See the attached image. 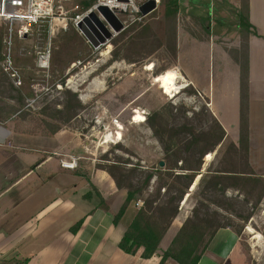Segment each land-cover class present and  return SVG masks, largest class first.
I'll return each instance as SVG.
<instances>
[{"label":"rangeland","instance_id":"rangeland-1","mask_svg":"<svg viewBox=\"0 0 264 264\" xmlns=\"http://www.w3.org/2000/svg\"><path fill=\"white\" fill-rule=\"evenodd\" d=\"M144 1L146 0H132L137 7ZM195 1L196 3L177 0L176 39L177 32L186 33L180 38V43L184 51L183 59L190 62L192 75L200 83L207 82L208 79L220 81L224 85L222 89L225 91V106L231 111L234 100L231 93L239 73L235 64L229 60L233 57L231 53L234 47L231 42L236 34L235 7L227 3V10L221 8L220 10H223L221 12L217 11L219 8L217 0ZM64 6L67 17L75 12L79 13L76 0H71ZM154 13L155 16L150 17L148 14L141 21L136 22L128 20L125 16V28L121 32L131 26L141 29L148 25L156 34L155 38H150V33L147 40L138 47L139 49L127 52L126 56L134 60L133 63L128 62L127 59H116L109 63L112 51L123 48L127 43L128 36L114 44L113 40L117 39L121 32L108 43L110 49L107 52L106 46L94 50L77 30L83 38L80 58L73 62L77 65L69 66L64 74L58 72L53 74L50 71L51 52L60 33L63 32L60 31L62 29L55 30V35L51 39L49 68L46 70L37 68L34 55H20L18 51L20 46L26 49H31L33 46L44 49L47 43L45 33L36 38L31 37L26 41L16 42L15 66L24 84L19 88L16 87L0 68V111L13 110L16 112L18 123L20 119H25L40 133L48 135L51 128L46 126L45 120H50L42 110L45 109L46 113L61 109V103L65 101L64 91L70 90L76 93L81 107L76 110V115L67 124L60 125V129L75 130L88 136L92 134L90 141L95 152L93 158L97 162L108 164L115 160L127 161L126 168L138 164L142 170L159 166L163 152L148 126L147 117L155 110L173 107L174 118L170 120L171 125H180L189 120L188 122L200 128L205 125L203 121L197 122L193 113H202L200 117L203 120L206 118L205 109L211 114L212 112L208 107L207 99L197 92L191 93L193 88L185 86V82L179 79V85L184 86L174 96L166 94L159 87L166 73L172 71L176 73V70L172 44L169 42L170 31L164 23V6L160 0ZM202 17L206 19L205 22L201 20ZM208 22L210 26L206 27ZM210 27L211 34L215 31L216 35L219 34L223 38L219 43L213 42L211 47L208 42L201 40L209 33ZM71 28L76 30L68 21L66 31ZM223 47L227 48V52L223 51ZM0 50L2 51L1 47ZM120 53L125 55V50H121ZM84 57L86 60H83ZM20 95L27 96L17 102ZM136 114H140L143 119L136 120L134 118ZM113 118H117L122 126L120 136L114 135L116 128L111 124ZM107 135L109 139L104 138ZM227 143L225 141L219 148L216 147L211 153V158L205 156L204 165L217 162ZM213 198L222 202V209L215 204H204L198 189L189 190L186 200L183 199L180 203V218L184 217V221L192 215L194 209H200L202 206L203 210L205 208L209 211L218 210L229 218L233 225H237L236 228L241 227L239 237L248 252L249 264H264V196L257 205L252 201L243 203V196L231 189L227 190L224 196L216 194ZM247 214L250 215L249 218L243 221L240 215ZM175 227L173 226L170 231L168 229V234L166 233L163 238L164 244L168 245L179 228ZM224 264H233L232 258L230 257ZM239 264L247 263L240 261Z\"/></svg>","mask_w":264,"mask_h":264},{"label":"crops","instance_id":"crops-1","mask_svg":"<svg viewBox=\"0 0 264 264\" xmlns=\"http://www.w3.org/2000/svg\"><path fill=\"white\" fill-rule=\"evenodd\" d=\"M227 3L235 7L233 52L241 43L239 0H217V11L227 10ZM248 9L249 21L256 30L255 35L248 37L247 50L248 164L256 176L264 179V0H248ZM210 29L200 38L209 47L223 39L215 31L211 34ZM184 34L177 32L176 39L174 69L179 80L207 99L210 111L225 131V141L237 143L239 73L229 111L220 81L208 79L200 83L192 75L190 62L183 59L180 38ZM223 51L227 52V48ZM229 60L239 72L233 57ZM15 113L0 111V264H158L159 255L144 259L139 252L131 255L118 247L138 207L131 201L119 222L113 223V215L123 204L126 191L118 189L110 175L98 168L101 163L93 158L92 134L62 128L45 135L25 119L18 123ZM70 157L77 158L76 166L62 167L61 161ZM180 217L179 214L175 218L169 231L182 224L184 217ZM78 221H81L78 230L71 232L70 228ZM166 245L162 240L160 249ZM230 257L233 264L250 262L239 235L229 228H220L198 264H224ZM163 264L177 263L167 259Z\"/></svg>","mask_w":264,"mask_h":264},{"label":"trees","instance_id":"trees-1","mask_svg":"<svg viewBox=\"0 0 264 264\" xmlns=\"http://www.w3.org/2000/svg\"><path fill=\"white\" fill-rule=\"evenodd\" d=\"M96 0H76L79 13L89 9ZM164 6V23L169 29V42L172 44L173 60L176 59V22L177 0H160ZM153 12L150 17L155 16ZM206 21L204 17L201 18ZM208 24L206 23V27ZM238 26L240 29V46L231 54L239 65L240 82V129L237 143L228 142L221 157L217 162L204 165V157L213 153L221 144L225 143V131L218 120L205 109L206 118L202 120V113H193L197 122L204 123V127H197L188 122L180 125H171L174 118L173 107L155 110L147 117V123L153 136L159 142L163 152L162 167H151L144 170L136 164L126 168L127 161L115 160L108 164H99L98 168L105 170L113 179L118 189L126 191V197L116 214L113 215V223L121 219L125 209L131 201L141 200L131 223L125 230L118 247L125 253L135 255L139 252L141 258L148 259L154 255L160 256L158 264H163L167 259H172L177 264H198L209 242L220 228H229L237 235L241 227L236 228L232 221L218 210L209 211L202 206L193 210L177 229L165 249H160L161 242L170 228L172 222L180 213V203L188 194V191L196 181L193 189H198L203 203L215 204L219 208L222 202L213 195H225L229 189L243 196V203L254 202L257 205L264 196V179L255 175L248 164V129H247V78H248V37L256 34V30L249 21L248 0H239ZM60 33L53 47L50 60V71L64 74L66 69L78 58L83 47V38L77 30ZM134 32V33H132ZM3 28L0 26V47ZM130 33L132 35L130 36ZM155 38L151 27L144 26L141 29L131 26L119 34L113 40L114 44L128 36L127 43L122 48L112 51L109 63L116 59H128L127 52L138 47L147 40L148 36ZM80 36V37H79ZM264 39V37L262 36ZM125 50V55L120 53ZM1 52V50H0ZM138 53V51H137ZM86 60V57L83 58ZM158 75V74H156ZM62 83L64 81H61ZM65 101L62 108L52 112L42 110L48 119L45 120L50 127L49 134L60 129V125L67 124L81 107L76 93L65 90ZM195 91L191 90V93ZM27 95H20V102ZM54 122V123H49ZM118 145L116 146V148ZM222 209V208H221ZM249 214L241 216L243 221L249 218ZM81 221L70 228L75 233Z\"/></svg>","mask_w":264,"mask_h":264},{"label":"built area","instance_id":"built-area-1","mask_svg":"<svg viewBox=\"0 0 264 264\" xmlns=\"http://www.w3.org/2000/svg\"><path fill=\"white\" fill-rule=\"evenodd\" d=\"M71 0H0V26L3 28L1 36V54H0V68L13 81L16 87H21L23 78L15 66L14 50L16 42L26 41L31 37H39L46 34V46L44 49L33 46L31 49H26L23 46L18 48L20 55L35 56V63L37 68L46 70L49 68V57L51 50V39L55 35V30H65L70 21L78 30L77 24L89 13V11H96L98 5L106 6L112 11L122 24L119 31H114L108 24L107 27L111 32V36L104 40L99 46L92 47L94 50H99L106 46L109 52L110 44H108L114 37H116L125 28V16L132 22L141 21L144 17L138 11V7L132 0H96L95 3L84 12H75L72 16L67 17V11L64 4ZM78 8L77 6L75 7ZM100 19H104L99 15ZM105 22V21H104ZM87 27L94 33L101 34L98 25L91 21ZM79 63V62H78ZM77 65L72 63L70 67ZM69 67V68H70ZM136 112V111H135ZM116 128L115 136H120L122 130L117 118L111 120ZM110 135V134H109ZM107 135V136H109ZM107 136L104 138L107 139ZM75 157H70L67 161H61V166L72 169L76 166ZM135 206L139 207L141 201H135Z\"/></svg>","mask_w":264,"mask_h":264},{"label":"water","instance_id":"water-1","mask_svg":"<svg viewBox=\"0 0 264 264\" xmlns=\"http://www.w3.org/2000/svg\"><path fill=\"white\" fill-rule=\"evenodd\" d=\"M157 2L158 0H146L138 6V11L141 15L147 16L156 9ZM99 15L104 19L105 22L100 19ZM91 21L98 25L101 34L94 33L87 27ZM106 24H108L116 32L122 28L121 22L112 11H110L106 6L98 5L96 7V11H89V13L77 24V28L92 47H97L99 44L104 42L105 39L111 36V32L109 31ZM163 165L164 162L160 161L159 166L162 167ZM195 184L196 181L190 190Z\"/></svg>","mask_w":264,"mask_h":264},{"label":"bare ground","instance_id":"bare-ground-1","mask_svg":"<svg viewBox=\"0 0 264 264\" xmlns=\"http://www.w3.org/2000/svg\"><path fill=\"white\" fill-rule=\"evenodd\" d=\"M180 76L177 75L174 71L170 73H166L164 78L159 83V87L166 93L174 96L176 93L179 92V89L182 88L184 85H179L178 79ZM169 95V96H170ZM134 118L138 121H141L143 118L140 114H136ZM120 135V133H119ZM106 139V138H105ZM107 139L108 136H107Z\"/></svg>","mask_w":264,"mask_h":264}]
</instances>
